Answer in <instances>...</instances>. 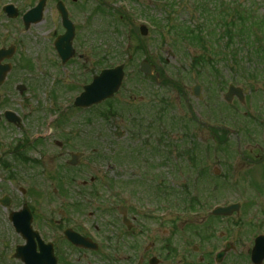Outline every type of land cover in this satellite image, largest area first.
I'll use <instances>...</instances> for the list:
<instances>
[{
	"label": "rangeland",
	"instance_id": "obj_1",
	"mask_svg": "<svg viewBox=\"0 0 264 264\" xmlns=\"http://www.w3.org/2000/svg\"><path fill=\"white\" fill-rule=\"evenodd\" d=\"M87 1L86 6L89 9H84L89 10L91 45L99 46L100 50L105 51L107 39L111 38L112 50L116 52L121 49V45L125 48L131 34L132 62L126 73H129L128 77L132 75L133 70L140 69L143 61H151L152 64L164 68L162 71L174 80L170 85H166L170 90V113L166 112L168 104L164 106L156 102L149 103V100L142 101L140 93L152 94L150 85L147 86L148 80L143 74H138V78L134 80L130 79L129 84L123 82L121 89L112 99L85 110L73 106L72 94L77 91V86L70 92L59 90L57 99L50 96V91L42 88L32 90L27 87L20 94L15 87L14 93L9 94V97L2 92L6 104L0 109L7 107L19 112L25 116L26 122L24 129L20 130L0 119V199L9 196L12 200L6 208L0 204V264H21L11 258L15 246L22 240L8 223V212L17 211L25 204L34 206L41 214L42 221L46 220L44 226L47 223L51 226V218L55 216V209L61 200L58 195L63 194L62 190H58L56 179L66 182L69 172L70 177L79 181H90L92 176L101 177L104 172L110 174V164H113L123 151L130 153L139 150L142 159L148 160L147 156L151 155L153 148L151 144L159 136L152 138V134L156 127L163 129L162 123H157L160 120H164L167 126V129H163L166 132V152H170L169 145L179 149L174 151L169 162L163 163L159 156L155 155L152 160L155 170L151 173H148L146 164L143 170L137 168L136 164L143 166V161L135 164L128 160L122 162L127 163L125 171L131 174L132 180H140L142 175L150 179L153 174L161 173L168 182L174 184L169 190L171 196L177 198L182 196L183 191L192 193L195 188L204 193L209 190L212 183L210 180H221L227 173L230 176H238L239 179L252 177L253 185L244 182V186L238 187L228 195L225 194L227 188H224V192H219L216 198L211 199L210 205H213L216 199L218 202H241L245 195H251L254 206L258 204L257 209L264 210V161L249 165L241 159L234 164L235 170L231 168L232 158L238 156L234 151L238 135L227 132L223 139L218 140L222 148L218 156L210 153L205 155L204 159L201 154V148L210 149L212 146L213 138L209 133L212 130L207 127H215L218 122L226 123L231 129L240 131L239 140L242 142L246 141V138L249 141L260 140L259 135L247 137L242 131H261L262 127L247 129L243 123L238 125L233 122H247L251 116L253 120H258L260 114L264 115V0ZM78 4L80 2L73 7L80 10ZM226 16L228 17L225 20ZM47 18H50L49 14ZM140 25L149 28L148 35L141 38L132 32L134 26ZM44 58L49 61L46 52ZM117 58L119 62L126 60L125 55L121 54H118ZM183 71L190 81L184 92L185 98L182 95L179 97L181 89L180 82L177 81ZM20 73L22 71L16 70L15 80ZM197 82L202 86V98L192 96L191 88ZM230 84L242 89L243 102L236 96L231 103L226 104L223 100ZM213 110H217V116L212 114ZM61 117H67L64 126L60 123L63 121ZM192 117L198 122V126L200 124L195 139L190 138L183 129ZM24 130L27 134L21 137L20 133ZM71 130V134L66 132ZM75 130L88 133L90 150L86 151L89 159L72 166L69 165L71 154L77 149H82L74 145V142L79 141H75ZM40 134L47 137H32ZM39 138L41 140H38ZM193 140H196L197 149L192 154L181 157L179 153L183 148L180 149V146L188 147ZM125 155L127 156L126 153ZM258 155L263 156L261 153ZM195 161L204 166L208 165V175L204 179H208L210 183H199L196 187L195 178L188 172L197 167L194 165ZM172 167H176L174 173ZM215 170L218 171L217 176L212 174L216 173ZM80 188L78 183L66 188L65 193L78 194ZM21 189L26 190L24 194ZM144 195L139 193V198ZM184 209V206L179 208L175 213L178 216L174 218L175 215H172L165 224L169 222L163 225L164 229L154 233L155 246H162V240L166 238L163 234L165 230L168 234L166 236L177 237L175 241H178V247L181 245V229L188 231L189 224H192L196 229L201 228L203 234L213 222L207 214L200 219L181 220L180 215L185 212ZM84 213L90 220L98 219L97 211L86 209ZM239 216L236 214L230 218V223H235ZM79 220L72 221L74 227ZM222 222L223 220L219 221L218 227ZM193 237L191 244H197L195 238L198 236L195 234ZM86 257L92 260L90 264H99L96 255L86 254ZM245 260L247 258L236 256L234 264Z\"/></svg>",
	"mask_w": 264,
	"mask_h": 264
},
{
	"label": "flooded vegetation",
	"instance_id": "obj_2",
	"mask_svg": "<svg viewBox=\"0 0 264 264\" xmlns=\"http://www.w3.org/2000/svg\"><path fill=\"white\" fill-rule=\"evenodd\" d=\"M38 1L17 0L16 3L11 1L17 6V13L12 17L5 11L7 3L0 0V50H4L6 53L1 64L12 65V69L7 73L4 83L0 85V107L6 104L3 101L2 92H5L8 95L7 97H9V94L14 93L15 87L18 89V84H24L32 90L47 89L51 92L50 96L56 99L59 90L70 92L77 86V91L72 94L75 101L85 87L103 70L122 64V62L117 61L118 54L125 55V67L126 70L127 68L129 69V64L132 62L131 43H127V50L123 51L121 47L120 50L115 52V50H112L111 38L107 39L105 51L100 50L99 46L91 45L89 42V10L84 9V7L89 9L86 6L87 0H47L42 18L27 26L24 16L36 6ZM59 2L64 3L68 18L75 27L74 35L71 38L65 37V39H61L66 31L68 32V29L64 24L62 14L58 10ZM79 2L80 10L78 7H73ZM47 14L50 15L49 19ZM138 37L140 38V36ZM130 38L131 36L128 37V40ZM116 45L118 44L116 43ZM45 52L48 54L49 61L44 58ZM18 69L22 73L15 80L14 73ZM162 70L164 68L152 64L151 73L144 74L140 67L137 71L133 70L134 73L129 77V73H126L125 84H129L128 81L130 79L138 78V74H143L148 80L147 86L150 85L152 94L140 93L142 101L149 100V103L154 104L156 102L165 106L170 102V90L166 88V85H170L174 80L170 79ZM179 75L178 81L181 89L179 97L182 95L185 98L184 92L190 83L189 76L185 74V71ZM196 84L191 88L192 96H195ZM156 90L159 92H156ZM225 94L223 100L226 104L231 103L233 100H227ZM133 96L137 95L133 94ZM185 102L186 106H188L186 99ZM87 108L80 109L85 110ZM5 109L7 107L0 109V119L6 120V123L10 126L20 130L24 129L25 116L13 109H8V111H12L19 116L17 123H11L5 117ZM170 109L171 107L168 104L166 112L169 111L170 113ZM216 111L213 110L212 112L214 116H217L215 114ZM61 120L63 121L59 122L64 126L67 122V117H61ZM236 122L243 123L247 129L249 127H262L263 130L261 131H242L247 137H257V134L260 140L249 141L246 138V141L242 142L239 140L240 131L234 126L235 129H231L232 127L223 122H218L215 127L212 125L207 127L206 125L207 128L212 130L209 133L212 134L213 139L210 149L207 147L201 148L203 150L201 154L204 159L210 153L216 156H218V153L221 154L222 148L218 144V140L223 139L224 134L229 132L230 134L238 135L237 145L234 150L238 156L233 157L230 163L233 170H235L234 164H237L241 159H244L249 165L259 164L264 161V115L260 114L258 120H253L251 116L250 121L237 120ZM157 123H162L163 129H167L164 120L157 121ZM233 123H235V120ZM187 126L188 129H186ZM187 126H184V131L188 133L190 138L195 139L200 124L198 126V122L192 117L188 121ZM163 129L159 130L156 127V131L152 134V138L159 136L151 144L153 148L150 151L151 155L147 156L148 160L142 159L139 150L130 153L123 151L114 160V163L110 164V168H112L110 174L104 172L101 177L92 176L93 179L90 181H79L77 178L70 177L69 172V179H66V182L61 179L62 183L58 185H63L65 192L66 188L79 183V186H81L80 192L78 194L63 193L58 195L61 200L58 201L59 205L55 209V216L51 218V226H48V223L44 226L46 220L42 221L41 214L36 210L37 207L28 205L32 214V230L37 232V236L34 237L36 251H39L41 239L53 245L57 264H80L82 262L83 264H90L92 260L88 259L86 254L96 255L99 258V264H234L236 256L247 258V260L239 262L240 264H257L253 260V251L256 247L257 238L264 235V226H258L259 224L264 225V210L257 209L258 204L254 206L251 195H245L244 200L241 202L238 200L218 202L216 199L214 204L210 205L211 199L216 198L219 192H224V188H227L225 194L228 195V193L235 191L233 190L235 187L244 186V182L245 184L249 182L253 185L252 177H240L239 179L238 176H230L227 173L221 180H210L212 183L209 186V190L204 193L198 191L195 194H182L181 197L174 198L170 195L169 190L170 186H174V184L168 182L163 174H153L150 179L142 175L139 177L141 178L140 180L134 181L131 174L125 171L128 165L122 162H127V160L133 164L135 162L142 163L143 161V166L136 164L137 168L143 170L144 164H146L148 173L155 170V166L152 164L155 155H158L163 163L170 161L174 151L179 148L176 146L171 148L168 144L170 152H166L167 141L164 138L166 132ZM66 132L71 134L72 130ZM26 134L27 132L24 130L23 133H20V136L23 137ZM73 134H75V141L79 140L77 143L74 142V145L82 149H77L71 154V156L75 153L78 155L74 165L71 164L70 160L69 165L77 166L81 161L89 159L86 156V151L90 150V143L86 131L75 130ZM37 137L42 138V135L34 138ZM195 141H191L188 147L180 146V149L183 148L179 153L181 157L190 155L197 149L198 145ZM241 146H244L243 150ZM230 149L232 150V148ZM255 151L257 152L254 153ZM125 153L127 156H124ZM260 153L263 156L258 155ZM239 157L240 159H238ZM194 165L197 167H194L195 169L192 168V171L188 172L195 178L196 187L199 183H210L208 179H204L208 175L206 169L208 165H201L197 161H195ZM171 169L172 173L176 171V167ZM80 171L82 173V170ZM131 171L134 172L132 169ZM212 174L217 176L218 171ZM149 190H152V192ZM138 192L145 195L139 198ZM232 203H240V210L231 212L228 216H220L213 213L216 205L227 206ZM182 206L186 209L180 215L181 220L200 219L207 214L208 218H211L213 222L210 223V226L203 234L201 233V228L196 229L192 224H189L188 231L184 230V228L181 229V245L178 247V241H175L177 237L166 236L168 234L165 230L163 234H165L166 238H163L162 246H155L153 243L154 233L161 232L164 229L163 225L165 222L172 215H175ZM250 206L252 208H249ZM86 209L97 211L99 214L98 219L90 220L84 213ZM242 209L244 210L242 211ZM192 213L196 215L191 216ZM236 214L240 215L239 219L231 224L229 219ZM176 216L178 215H175L174 218ZM74 219H80L75 227L72 223ZM220 220H223V222L218 227ZM136 225H138L137 228ZM68 230H73L92 241L96 247H85L73 243L66 234ZM195 234L198 236V238H195L197 240L195 243L197 244H191ZM17 235L22 241L15 246L11 258L21 264H25L21 259H16L14 253L18 246L28 243V238L23 234ZM262 245L264 248V243ZM221 251H224L222 256L219 255ZM259 264H264V259Z\"/></svg>",
	"mask_w": 264,
	"mask_h": 264
},
{
	"label": "water",
	"instance_id": "obj_3",
	"mask_svg": "<svg viewBox=\"0 0 264 264\" xmlns=\"http://www.w3.org/2000/svg\"><path fill=\"white\" fill-rule=\"evenodd\" d=\"M45 1H41L38 7L34 8L28 15H26V21L36 22L41 18L42 10L44 8ZM63 18L65 26L68 28V33L65 35L66 38H71L74 33L72 24L67 19V13L63 12ZM135 32H138V29H135ZM143 34L146 33V29L142 28ZM65 39V38H63ZM142 70L150 74L152 67L149 66L147 62L143 63ZM123 67H117L115 69L105 70L102 74L95 78L93 83L86 87V92L78 98L77 105H92L99 103L105 99L112 98L114 93L119 89L122 83L123 78ZM1 79V76H0ZM236 92L238 95L239 90L234 89L231 93ZM196 95L199 96V92H196ZM231 97V95L229 96ZM76 158V157H75ZM7 204V202H3ZM235 207L219 209L218 213L227 214ZM11 221L14 224V227L23 232V234L28 238V243L24 246L18 247L16 250L15 257L22 259L25 264H56V258L53 255V248L50 244H44L40 241V252L36 251V246L34 244V237L37 236V233L32 231L30 222L31 218L27 208L20 212H14L11 214ZM70 240L78 245L85 247H96L91 241L83 238L79 234L73 232L72 230L66 232ZM264 236H260L256 240V247L253 251V260L259 264L264 259Z\"/></svg>",
	"mask_w": 264,
	"mask_h": 264
},
{
	"label": "trees",
	"instance_id": "obj_4",
	"mask_svg": "<svg viewBox=\"0 0 264 264\" xmlns=\"http://www.w3.org/2000/svg\"><path fill=\"white\" fill-rule=\"evenodd\" d=\"M227 17H228V16L225 17V20H226ZM225 22H226V21H225ZM239 25H241V24H239ZM234 26H235V24H234ZM242 26H244V25H242Z\"/></svg>",
	"mask_w": 264,
	"mask_h": 264
}]
</instances>
